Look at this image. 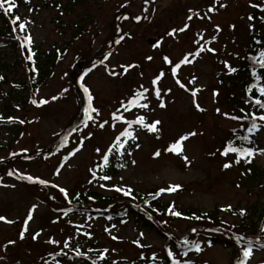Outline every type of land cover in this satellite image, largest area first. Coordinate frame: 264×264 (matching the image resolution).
Returning a JSON list of instances; mask_svg holds the SVG:
<instances>
[{
    "label": "rangeland",
    "instance_id": "rangeland-1",
    "mask_svg": "<svg viewBox=\"0 0 264 264\" xmlns=\"http://www.w3.org/2000/svg\"><path fill=\"white\" fill-rule=\"evenodd\" d=\"M153 1L44 0L38 11L19 10L23 45L35 55L56 46L64 51L35 88L32 60L22 50L19 58L13 47L0 49V74L10 81L0 78V110L10 83L24 80L28 98L13 104L12 117L27 116L20 134L0 121V141L14 140L0 162L27 156L0 163V264H47V255L68 250L69 243L91 251L100 264L166 258L171 264H264V220L256 228L251 223L264 217V188L251 181V151L226 145L233 146L241 119L257 110L234 79L250 64L264 0ZM76 21L85 34L73 39ZM105 55L82 75L77 92V63L99 64ZM255 134L261 149L253 160L264 170V134ZM129 148L115 177L97 187L98 168L114 150ZM89 189L113 203L97 198L99 209L138 204L137 195L155 190L169 206L215 216L201 223L156 215V229L134 218L110 222L92 213L98 208L77 203Z\"/></svg>",
    "mask_w": 264,
    "mask_h": 264
},
{
    "label": "trees",
    "instance_id": "trees-1",
    "mask_svg": "<svg viewBox=\"0 0 264 264\" xmlns=\"http://www.w3.org/2000/svg\"><path fill=\"white\" fill-rule=\"evenodd\" d=\"M44 0H0V49H11L13 47V55H18L19 58L22 57L21 50L23 51V58L25 60L31 61L28 63L30 67H32L37 74L35 83V88L40 86L46 79V77L55 70L58 66L59 53L63 52L64 49L52 48L49 50V53H40L39 50H35L36 55L33 53L31 48L26 47L21 43V40L24 38L22 34V27L19 26L18 22L20 20L19 10H31L38 11V8H41L39 5ZM51 1H60L61 0H51ZM61 4V3H60ZM59 5V4H58ZM73 7V4H69ZM154 5H152L153 7ZM71 10V9H70ZM253 13L250 15L253 18ZM85 20V18H83ZM81 21V20H80ZM80 21H76L72 23L73 27V39L81 38L84 36L85 31L83 24ZM255 22V19H253ZM257 26H253V35L252 40L249 43L248 49V57L250 58V64L239 67V72H236V77L234 79L235 82L240 83V87H242L247 96V100L250 104H254L257 107V110L253 113H249L246 119H241L242 127L240 126V130L237 132L233 146L226 144L228 147L234 152H239L242 154H247L251 151L252 155L257 151L259 146L257 145L256 139L254 138V130L255 128L264 129V16L256 19ZM124 36V35H123ZM123 38H120L122 40ZM18 41V44L17 42ZM34 54L33 57L32 53ZM18 53V54H17ZM31 53V54H30ZM13 67L16 68L15 64H12ZM15 71V69H14ZM10 73V72H9ZM247 75V81H244ZM3 78L4 81L8 84L10 81L8 80L7 74H0V78ZM25 82L24 80H17V82L10 83V89L6 91V101L2 106V110H0V121L1 125L10 127V131L12 135L16 136L23 131L22 128H25L27 125V116H20L16 119V117H12L13 108L15 107L13 104L18 105L19 103L26 104L28 98H24L23 93L25 92ZM30 99V98H29ZM38 106V103L36 104ZM7 114V115H6ZM30 123V120H28ZM244 124L248 126H244ZM14 140H2L0 141V153L2 151H11V144ZM127 152L129 149L126 150ZM11 153V152H10ZM21 155V154H20ZM15 157V156H14ZM11 157H8V161ZM17 158V157H16ZM125 161L124 158H119L117 153L111 157L109 161H107L106 166L101 167L97 174L99 176L98 180H95L99 186H103L106 181L110 180V178L115 177L118 173L119 169L122 167ZM249 170L253 172L251 177V181L253 185H260V187L264 188V170L259 168L257 164L252 160L249 163ZM48 189V187H46ZM51 190V189H50ZM52 192V190H51ZM151 194V193H150ZM141 194L137 195L138 204H142L146 206L147 212L138 211V204L134 203L132 205H122L123 207L120 210L109 209V212H97L99 216L104 219H109L110 222L115 221H123L128 219L129 221L134 218L139 225H142L144 228L148 229H156L158 228L157 224H159V220H157L156 215H165L167 213L178 214L188 219L199 220L201 223L212 220L215 215V212H199L195 209H177L176 207L169 206V204L164 203L161 199L157 200L156 196L159 195L158 191H153L152 194ZM80 199L78 202H89L91 198L93 200H99V203L113 205L109 199L106 197H100L89 189L85 191L83 194H80ZM133 200H129V203H132ZM260 211V209H259ZM259 211L257 213H259ZM259 217V216H258ZM123 219V220H122ZM262 222L263 218H257L255 222L252 218L253 227H257L258 222ZM257 224V225H255ZM211 241H214L213 238ZM69 249L61 251L60 253H56L53 255H47V257H52L51 261L47 264H75L74 259L86 260L89 264H95L93 261L98 260L97 264H100V260L97 258L92 259L90 256L91 251L89 252H81L78 251L75 247L74 243L68 244ZM87 255V256H86ZM103 264V262H101ZM157 264V263H155ZM160 264H170L168 259L166 258Z\"/></svg>",
    "mask_w": 264,
    "mask_h": 264
},
{
    "label": "water",
    "instance_id": "water-1",
    "mask_svg": "<svg viewBox=\"0 0 264 264\" xmlns=\"http://www.w3.org/2000/svg\"><path fill=\"white\" fill-rule=\"evenodd\" d=\"M150 43H151V44H153V43H154V41H153V40H151V41H150Z\"/></svg>",
    "mask_w": 264,
    "mask_h": 264
}]
</instances>
